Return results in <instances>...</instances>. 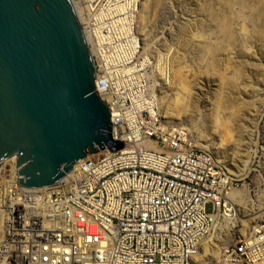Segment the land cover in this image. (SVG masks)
<instances>
[{
  "label": "built area",
  "instance_id": "built-area-1",
  "mask_svg": "<svg viewBox=\"0 0 264 264\" xmlns=\"http://www.w3.org/2000/svg\"><path fill=\"white\" fill-rule=\"evenodd\" d=\"M140 1L75 0L112 141L45 189L19 185L16 156L0 165V264H264V221L234 235L237 181L162 123L173 60L143 52Z\"/></svg>",
  "mask_w": 264,
  "mask_h": 264
},
{
  "label": "rangeland",
  "instance_id": "rangeland-1",
  "mask_svg": "<svg viewBox=\"0 0 264 264\" xmlns=\"http://www.w3.org/2000/svg\"><path fill=\"white\" fill-rule=\"evenodd\" d=\"M139 11L143 52L157 50L173 60L172 82L160 98L166 105L183 100L164 121L211 143L234 168L250 155L247 175L232 178L236 204L249 227L264 221V211L257 213L264 208V0H141ZM231 105L238 110L233 119ZM246 232L241 225L234 235ZM204 253L217 258L214 248Z\"/></svg>",
  "mask_w": 264,
  "mask_h": 264
},
{
  "label": "water",
  "instance_id": "water-1",
  "mask_svg": "<svg viewBox=\"0 0 264 264\" xmlns=\"http://www.w3.org/2000/svg\"><path fill=\"white\" fill-rule=\"evenodd\" d=\"M95 78L71 0H0V161L16 156L20 186L54 185L109 147Z\"/></svg>",
  "mask_w": 264,
  "mask_h": 264
},
{
  "label": "bare ground",
  "instance_id": "bare-ground-1",
  "mask_svg": "<svg viewBox=\"0 0 264 264\" xmlns=\"http://www.w3.org/2000/svg\"><path fill=\"white\" fill-rule=\"evenodd\" d=\"M72 3H73V6L75 7V9L78 11L79 10V7H78V3H76L75 2V0H72ZM76 3V4H75ZM140 5H141V1H140ZM78 12H80V11H78ZM139 16H140V11H139ZM139 16H138V19H139ZM167 57V56H166ZM163 87H165V86H162V88H161V90H163ZM181 91H182V93H188V92H190L189 91V87H187V86H181ZM204 96H205V94H203ZM218 95V94H217ZM220 95V94H219ZM219 97V96H218ZM220 100V99H219ZM159 111H160V118H161V120H162V123L165 125V126H168L169 127V125H167V123L164 121L165 120V115L167 114V113H171V112H173L174 111V107L176 106V105H179V104H183V100H182V97H175L173 100H172V102L171 103H168L167 105H166V103H164V101H162L161 100V98H159ZM161 107H162V110H161ZM229 108V107H228ZM230 108H231V110L229 111V114H230V118L229 119H233V117L237 114V109H235L232 105L230 106ZM218 110H216L215 112H217ZM163 115H162V114ZM218 113V112H217ZM216 113V114H217ZM165 114V115H164ZM215 115V114H214ZM181 117V115H180V112L179 111H176V118L177 119H179ZM215 120H216V122H218V121H221V120H218V118H217V116H215V118H214ZM219 124H220V122H219ZM222 126V125H221ZM180 130L181 131H184V132H186V136H188L189 137V134H188V132H190V130L189 129H187V128H183V130L180 128ZM189 143L191 144V146H193L194 148H196V149H200V150H202V151H206V152H209L211 155H212V157H213V159H214V161H215V163L217 164V165H219V166H221V167H223V168H225L226 169V171L228 172V174L232 177V178H236L237 180L238 179H241V178H243L242 176H244V175H247V173H248V171H249V165H250V158H251V156L250 155H248V154H246L245 156H242V160H241V165L239 166V167H233V166H230L229 164H227V163H225V160H224V158L222 159L220 156H218V154L215 152V149L213 148V147H211V143H209V142H198V140H193L192 138L190 139L189 138ZM255 152V151H254ZM93 154H91V155H88L87 157L89 158L90 156H92ZM11 159H12V157H10V158H8V160L7 159H5V160H2V161H0V165L1 164H4V165H6V164H8V163H10L11 162ZM86 159V158H85ZM83 160H81V161H79V162H77L73 167H72V170L68 173V174H66L65 175V177L63 178V179H65V180H69L70 178H72L73 177V174H74V171H75V169H76V167H77V165L78 164H80V162H82ZM46 187H44V188H40V189H45ZM236 191V189H233V190H231V192L229 193V199L231 200V201H233L235 204H236V199H237V196H238V193H236L235 192ZM262 211H264V208H261L260 210H258L257 211V213H260V212H262ZM261 214H263V213H261ZM260 214V215H261ZM244 218L245 217H241L240 216V214H239V212L237 211V215H236V217H235V219L231 222V225H237V226H243L245 229H246V233L244 234V235H247L248 234V231H249V229H250V227H249V224H248V222H249V220L247 221V220H244ZM252 220V219H251ZM217 248H216V251H217V257H218V247H219V245H217L216 246ZM210 248H214V247H210L209 246V240H205L202 244H201V247L199 248V252H198V254H197V256H199V253L200 252H202V254L207 250V249H210ZM215 249V248H214ZM200 257V256H199ZM197 259H198V257H197ZM217 259V258H216ZM215 259V260H216ZM196 262H198V260H196Z\"/></svg>",
  "mask_w": 264,
  "mask_h": 264
}]
</instances>
